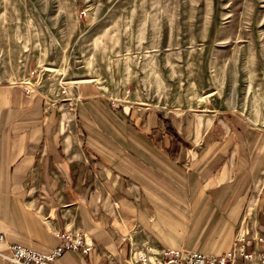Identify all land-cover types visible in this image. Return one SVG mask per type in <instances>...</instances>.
Here are the masks:
<instances>
[{
	"label": "crops",
	"instance_id": "obj_1",
	"mask_svg": "<svg viewBox=\"0 0 264 264\" xmlns=\"http://www.w3.org/2000/svg\"><path fill=\"white\" fill-rule=\"evenodd\" d=\"M27 87L0 77V264L12 245L48 253L65 233L93 248L54 264L221 256L264 238V127L230 110L116 109L95 84L71 97Z\"/></svg>",
	"mask_w": 264,
	"mask_h": 264
},
{
	"label": "rangeland",
	"instance_id": "obj_2",
	"mask_svg": "<svg viewBox=\"0 0 264 264\" xmlns=\"http://www.w3.org/2000/svg\"><path fill=\"white\" fill-rule=\"evenodd\" d=\"M264 127V0H0V77Z\"/></svg>",
	"mask_w": 264,
	"mask_h": 264
},
{
	"label": "built area",
	"instance_id": "obj_3",
	"mask_svg": "<svg viewBox=\"0 0 264 264\" xmlns=\"http://www.w3.org/2000/svg\"><path fill=\"white\" fill-rule=\"evenodd\" d=\"M27 93L31 92L30 82L25 83ZM62 242L51 252L42 253L21 245L10 247L12 255L7 257L11 264H54L67 251H79L88 254L93 245L81 233H65ZM4 235L0 233V242L4 241ZM253 245V250L247 249ZM264 246V238L257 236L252 239L245 235L238 238L237 244L226 254L221 256H208L201 252L185 249H165L155 253L148 249L146 253L132 255L129 264H264V251L256 252V249Z\"/></svg>",
	"mask_w": 264,
	"mask_h": 264
}]
</instances>
